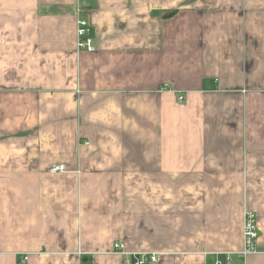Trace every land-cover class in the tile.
Wrapping results in <instances>:
<instances>
[{
	"label": "crops",
	"instance_id": "0c3cea01",
	"mask_svg": "<svg viewBox=\"0 0 264 264\" xmlns=\"http://www.w3.org/2000/svg\"><path fill=\"white\" fill-rule=\"evenodd\" d=\"M248 210L264 264V0H0V264H212Z\"/></svg>",
	"mask_w": 264,
	"mask_h": 264
},
{
	"label": "built area",
	"instance_id": "2783aa9c",
	"mask_svg": "<svg viewBox=\"0 0 264 264\" xmlns=\"http://www.w3.org/2000/svg\"><path fill=\"white\" fill-rule=\"evenodd\" d=\"M86 7V3L82 2L78 7V15L81 16L83 8ZM78 48L79 50H84L90 53L96 51L94 40L91 37V27L90 23L79 17L78 19ZM180 102L184 100V97L180 96ZM65 168L63 166L54 167L50 173L59 174L63 173ZM243 234H244V249L239 253H229L226 256L225 261L215 260L212 264H233V258L238 257L241 260H245L250 255L258 253L257 242L259 239V228L257 222V216L252 211H245L244 213V225H243ZM113 254L124 257V264H157L159 261V254L156 253H128L126 245L121 242L114 243L113 245ZM29 258L28 256L22 259V264H27Z\"/></svg>",
	"mask_w": 264,
	"mask_h": 264
}]
</instances>
